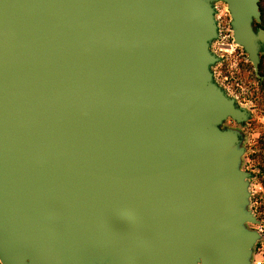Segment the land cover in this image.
Segmentation results:
<instances>
[{
    "label": "water",
    "instance_id": "obj_1",
    "mask_svg": "<svg viewBox=\"0 0 264 264\" xmlns=\"http://www.w3.org/2000/svg\"><path fill=\"white\" fill-rule=\"evenodd\" d=\"M218 3L261 78L260 0H0V264H252Z\"/></svg>",
    "mask_w": 264,
    "mask_h": 264
},
{
    "label": "rangeland",
    "instance_id": "obj_2",
    "mask_svg": "<svg viewBox=\"0 0 264 264\" xmlns=\"http://www.w3.org/2000/svg\"><path fill=\"white\" fill-rule=\"evenodd\" d=\"M216 7L217 15L215 19L221 25L222 29L224 28L223 31L226 37L222 41L216 42L217 39L214 40L210 45V51L216 59L215 53L222 56L225 61L231 62L235 79L242 78L247 81V84L249 83L248 85L242 86V89L236 94L239 97L240 103L237 104L215 82L212 69L216 62L210 69L213 83L227 98L233 100L237 107L245 109L249 114V119L246 123L237 125L229 120L223 124L222 128L237 129L243 138V146L246 149V153L242 157V171L251 174V179L249 180L250 205L248 210L260 221V225L249 224L248 228L257 231L262 236L261 240L254 247L252 264H255V262H262L264 264V85L262 87L256 86L254 79H252V71H250V75L244 68L242 71L239 69L241 67L236 69V63L238 62L240 65L246 58L240 51L242 48L234 43L232 30L230 32L228 27L230 16L226 6L223 3H218ZM253 27L256 29L257 26L254 25ZM218 49H224L227 52H221ZM239 81L237 80L236 83H239ZM258 244L259 246L257 247Z\"/></svg>",
    "mask_w": 264,
    "mask_h": 264
},
{
    "label": "flooded vegetation",
    "instance_id": "obj_3",
    "mask_svg": "<svg viewBox=\"0 0 264 264\" xmlns=\"http://www.w3.org/2000/svg\"><path fill=\"white\" fill-rule=\"evenodd\" d=\"M216 5L217 4H215L214 7H215V10H216V15H217V7H216ZM228 27H229V30L231 32L230 23H229ZM261 27L263 28L264 25L262 24ZM223 30H224V28L222 29L221 25L217 21L218 38H217L216 42L222 41V40L225 39L226 35H224V31ZM232 42H233V40H232ZM218 50L221 51V52H227V50H224V49H218ZM240 51L245 56L246 60L241 62L240 65L237 62L236 65H235L236 69L238 67H241L239 69H241L240 71H242L243 68H244L245 70H247L249 72L250 75H251L250 71H252V79H254V82L256 83V86L257 87H262V85H264V55H261V57H260L258 74H259V76L261 78H259V77H256L254 69H253V66L250 63V61L248 60V57H247L246 53L244 52V50L240 49ZM261 52L264 53V48L261 49ZM215 55L217 57V60H216V63L213 66V69H212V74H213V78H214L215 82L217 83V85L221 89L224 90L225 93H227V95H229V97H231L235 101V103L240 104L239 103V97L236 96V94L239 93V90L242 89V86L248 85L249 83L247 84V81H245L242 78L235 79L234 78V73L232 71L233 68H232L231 62L230 61H225L222 56H220V55H218L216 53H215ZM235 80L236 81L240 80L239 81L240 84L236 83ZM230 90H231V92H230Z\"/></svg>",
    "mask_w": 264,
    "mask_h": 264
},
{
    "label": "trees",
    "instance_id": "obj_4",
    "mask_svg": "<svg viewBox=\"0 0 264 264\" xmlns=\"http://www.w3.org/2000/svg\"><path fill=\"white\" fill-rule=\"evenodd\" d=\"M259 8H260V12H261L262 24L264 25V0H260ZM258 70H259V65H258ZM259 244L257 245V247L259 246Z\"/></svg>",
    "mask_w": 264,
    "mask_h": 264
},
{
    "label": "built area",
    "instance_id": "obj_5",
    "mask_svg": "<svg viewBox=\"0 0 264 264\" xmlns=\"http://www.w3.org/2000/svg\"><path fill=\"white\" fill-rule=\"evenodd\" d=\"M255 264H263L262 262H255Z\"/></svg>",
    "mask_w": 264,
    "mask_h": 264
}]
</instances>
